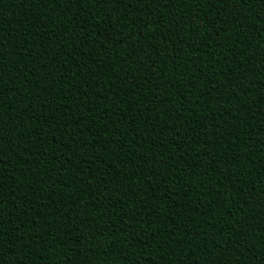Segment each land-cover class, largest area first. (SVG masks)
<instances>
[{"label":"trees","instance_id":"16d2710c","mask_svg":"<svg viewBox=\"0 0 264 264\" xmlns=\"http://www.w3.org/2000/svg\"><path fill=\"white\" fill-rule=\"evenodd\" d=\"M255 192L264 0H0V264H264Z\"/></svg>","mask_w":264,"mask_h":264},{"label":"snow or ice","instance_id":"6c2138e0","mask_svg":"<svg viewBox=\"0 0 264 264\" xmlns=\"http://www.w3.org/2000/svg\"><path fill=\"white\" fill-rule=\"evenodd\" d=\"M113 2H115V0H113ZM253 195L255 197L253 207L255 208L256 215L264 216V195H262L260 192H255ZM247 224L248 218L245 216L238 221V229L236 230L234 238H223V244L225 247L223 248L221 255L227 256L231 254L234 249L239 250L241 254L243 253V245L241 242L244 241L245 237L247 236V232L243 231ZM237 245H241V247L236 249ZM84 264H88L87 258H85Z\"/></svg>","mask_w":264,"mask_h":264}]
</instances>
